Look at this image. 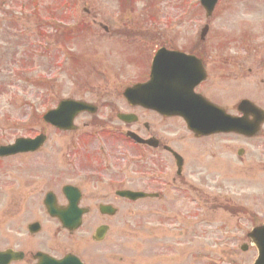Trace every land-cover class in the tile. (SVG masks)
I'll return each mask as SVG.
<instances>
[{
    "label": "flooded vegetation",
    "instance_id": "1",
    "mask_svg": "<svg viewBox=\"0 0 264 264\" xmlns=\"http://www.w3.org/2000/svg\"><path fill=\"white\" fill-rule=\"evenodd\" d=\"M11 9L9 0H0V20L19 21L14 1ZM212 40L221 49L217 56ZM179 50L199 59L206 72L197 94L250 123L256 109L264 111V52L230 54L228 42L211 37L189 39ZM150 70L151 64L144 82ZM125 89L102 87L95 100L88 96L85 101L96 108L95 114L82 113L75 131L60 133L55 139L60 151H50L43 166L37 158L43 149L0 158V264H132L130 238L138 229L150 263H165L163 237L174 235L164 228L163 216H170V204L174 211L180 205L177 198L166 203L167 194L173 190L180 195L194 186L190 164L175 144L184 139L178 131L184 122L132 106ZM245 102L250 104L242 107ZM169 121L175 122L172 138L166 136ZM261 126L253 137L189 135L225 138L220 155L227 165L226 138L236 140L235 151L244 158L253 145L264 147V121ZM131 133L146 144L136 143ZM51 140L47 137L45 146ZM59 156L61 168L47 163ZM129 193L146 197L133 200Z\"/></svg>",
    "mask_w": 264,
    "mask_h": 264
},
{
    "label": "rangeland",
    "instance_id": "2",
    "mask_svg": "<svg viewBox=\"0 0 264 264\" xmlns=\"http://www.w3.org/2000/svg\"><path fill=\"white\" fill-rule=\"evenodd\" d=\"M15 1L20 3L21 28L0 23V38L9 32L11 39L9 43H0V145L11 143L21 135L52 131L39 121L32 124L29 119L24 124L17 123L33 112L28 102H35L39 89L51 91L54 95L51 105L65 97L86 98L93 94L95 100L101 94L97 93L101 87L131 85L141 71L142 76L147 74L150 54L156 51L160 39L156 35L153 39L149 37L146 29L155 28L163 43L180 49L189 38H199L207 22L199 0H131L129 7L124 5L125 0H42L39 16L33 14L28 4L22 6L27 0ZM56 1L57 5L52 4ZM62 3L63 9H59ZM189 4L195 6L191 19L187 16ZM47 6L48 14L61 15L64 30L79 23L80 26L91 22L97 25L89 24L88 30L73 31V34L63 30L66 35L62 37L57 33L50 41L41 40L39 32L45 19L40 16H46ZM178 17L180 24L175 25ZM47 20L54 23V19ZM209 23L211 30L207 38L228 42L230 54L247 51V43L241 41L246 36L250 37V50L264 52V0H224ZM100 24L109 31L103 30ZM211 42L212 54L219 55L217 40ZM17 46H21L18 52L25 48L29 51L18 53L13 60L9 51ZM46 49L49 54L40 51ZM63 52H67L66 57ZM76 59L86 67L84 71V67L76 66L79 64ZM36 64L35 73L28 74L26 67ZM44 78L54 86L37 87L43 84ZM15 86H20L19 92ZM87 90L96 91L87 93ZM44 92L40 91V95ZM46 107L41 106L40 112ZM166 124V136L172 137L175 122ZM181 125L178 124V131L185 138L179 139L176 147L185 152L194 186L180 195L173 190L167 194L170 201L166 203H176L177 198L180 205L174 211V205L170 204V216L165 213L163 216L164 228L174 235L166 233L163 237L168 249L164 252V264H253L257 252L251 245L248 252H242L241 245L249 244L246 234L264 222V147L253 145L244 160L235 156L237 152L235 155L229 152L228 165H222L220 152L225 138L197 141ZM59 135L51 132V144L39 152L38 165L43 166L44 159L50 160L48 153L54 148L60 151L55 145V139L61 138ZM226 140L228 151L235 150L236 140L231 137ZM132 151L136 153L134 148ZM47 163L61 168L63 160L59 156ZM136 211L139 212L137 207ZM242 236H245L243 241ZM143 238L141 229L135 230L130 238L132 264H151L148 254H143Z\"/></svg>",
    "mask_w": 264,
    "mask_h": 264
},
{
    "label": "water",
    "instance_id": "3",
    "mask_svg": "<svg viewBox=\"0 0 264 264\" xmlns=\"http://www.w3.org/2000/svg\"><path fill=\"white\" fill-rule=\"evenodd\" d=\"M217 0H203L204 5H212L209 9L212 11L213 6L215 5ZM209 11V12H210ZM181 63V66H177L176 63ZM184 63H191L193 66L195 65L196 61L193 58L185 57L181 54L175 52H168L166 50H161L156 57L154 62V73H153V86H155V92L152 94V100L147 97L149 91L146 93V86L144 87H137L128 91V97L132 101H136L140 105L148 106L155 110L161 111L164 114H168L165 112H177V113H185L184 115L188 117V123L191 129L200 134H208L211 132H215L219 126L218 121L200 119L198 116L195 115H188L191 111L190 107H183L179 105L177 101L178 96L177 93L179 92L181 95L186 96V99L193 98V89L199 83L201 77V70L197 67L196 71H191L190 74H185ZM178 85H183L184 90L180 89L177 90ZM157 87L160 88L162 94V100L158 95ZM190 102V101H188ZM203 104V102H202ZM208 104V103H206ZM205 105L203 110H206L209 113L211 112V105ZM84 109V105L81 104H74V108L72 109L73 112L79 111ZM206 112V113H207ZM188 113V114H187ZM222 126L224 127L222 130L224 131H234L237 132L239 122L232 120L231 118H225L222 122ZM66 128V127H65ZM28 142H17V145L11 147L10 149H17L19 147H28L26 144ZM37 148V147H36ZM33 145L32 149H36ZM263 229V228H260ZM259 229V230H260ZM260 250V258L256 262V264H264V238L261 242L257 244Z\"/></svg>",
    "mask_w": 264,
    "mask_h": 264
}]
</instances>
